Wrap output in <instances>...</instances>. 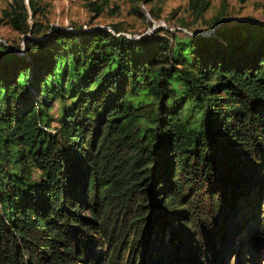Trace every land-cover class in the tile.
<instances>
[{"label":"trees","instance_id":"obj_1","mask_svg":"<svg viewBox=\"0 0 264 264\" xmlns=\"http://www.w3.org/2000/svg\"><path fill=\"white\" fill-rule=\"evenodd\" d=\"M40 11L0 13L23 37L0 41V264H258L264 24L131 40Z\"/></svg>","mask_w":264,"mask_h":264},{"label":"rangeland","instance_id":"obj_2","mask_svg":"<svg viewBox=\"0 0 264 264\" xmlns=\"http://www.w3.org/2000/svg\"><path fill=\"white\" fill-rule=\"evenodd\" d=\"M10 1L0 0V13L3 8L7 7ZM25 1L28 2V0ZM33 1L41 10L38 13L37 19L45 25L48 24L67 30H72L75 26L87 29L92 25L98 27L115 25L119 28L120 34L131 40L153 35L159 30L168 32L183 31L192 36H212L215 30L223 24L229 25L242 22L264 24V0H209V6L200 18L193 16L188 6L189 0H152L151 2H141L139 3L138 11L132 8L131 0H109L108 4L103 7V11L99 14L89 11L83 0ZM97 1L100 2V0ZM216 19L222 21L216 23ZM182 22L189 25L187 27L189 31L183 30ZM212 23L213 27L211 28L209 26ZM175 34L177 37H184V35ZM162 35L166 36L164 33ZM22 38L12 31L5 22L0 25V41L8 43L10 46L18 43L22 49ZM52 111L55 113L56 108ZM262 208L264 209V206ZM219 219L220 217H218ZM260 221L263 225L264 218L262 217ZM247 232L250 234L254 233L255 230L254 228H249ZM256 243L254 250H258V264H264V238ZM250 248L251 246H249ZM224 259H226V256ZM240 259L233 256L232 253L227 261L228 264H238Z\"/></svg>","mask_w":264,"mask_h":264}]
</instances>
